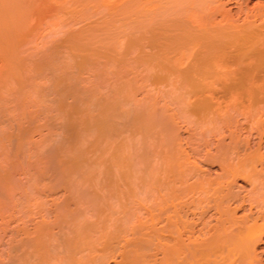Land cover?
Listing matches in <instances>:
<instances>
[{
  "label": "bare ground",
  "instance_id": "bare-ground-1",
  "mask_svg": "<svg viewBox=\"0 0 264 264\" xmlns=\"http://www.w3.org/2000/svg\"><path fill=\"white\" fill-rule=\"evenodd\" d=\"M232 1L0 0V190L4 192L0 194V219L7 216L13 223L20 217L22 221L23 238L19 237V243L10 248L17 257L15 264H46L47 258L55 264H103L118 251L127 264H264V120H260L264 113V10L236 19L226 9ZM137 81L168 84L173 87H168L172 93L180 91L181 97L194 99L189 101L185 96L188 102L185 97V103L180 101L181 107L185 106L182 114L196 117L195 124H205L207 130L190 133L188 140L185 137L191 153L180 144L184 142L177 134L180 128L176 131L175 116H166L168 109L166 115L164 108L157 111L152 102L156 95L148 86L146 91L153 97L142 94L148 100L142 98V103L150 105L138 103L136 92H144L146 85H127ZM69 82L73 88L75 82L80 83L78 88L84 90L75 96L78 100L87 97L86 102L75 101L81 107L74 102L72 109L67 106L68 97L76 100L73 92L78 91L72 88L73 94L68 93L72 90L67 87ZM49 95L53 96L51 101ZM46 101L52 103L48 112L54 113L59 130L61 122H56L67 119L63 125H68L61 127H68L71 134L75 128L71 114L79 116L81 123L75 130L81 145L77 147L86 152L88 146L86 153L92 157L77 149L74 152L71 147V162L66 168L62 157L56 156L66 171V175L61 174L66 180L59 182L73 181L71 185L67 183V187L72 186L68 200L63 206H59L63 202L59 207L53 205V224L41 219L44 224L32 222L34 230L30 231L29 215H35V209L29 212L28 206L34 202L22 206L31 203L33 194L42 196L38 174L45 179L50 176V167L43 171L44 164L38 165L41 157L37 152L34 155L37 148L32 140L44 128L50 129L46 128L47 119H43L47 115L35 119ZM126 103L137 109L127 111ZM258 125L262 130H255L257 139L251 129H258ZM251 134L256 136V144ZM216 135L220 140L215 137L217 146V141L210 138ZM137 136L144 144L139 139L137 142ZM212 142L214 154L209 151ZM36 145L40 148V143ZM24 155L39 160L33 164V157L23 166L20 157ZM190 157L212 165L216 160L220 176L215 180L211 176L204 178L203 166ZM87 163L90 177H82ZM20 173L26 184L22 191L19 187L22 193L18 194L12 185ZM77 175L81 180H90L80 181ZM238 180L251 183L250 193L241 195L242 190H236ZM87 182L98 193L96 200L94 196L80 202L82 193L77 187ZM87 186L86 190H90ZM46 188L52 193L50 186ZM72 203L80 211L78 217L77 213L72 217ZM51 206L44 212L48 213ZM241 211L245 212L238 217ZM93 213L98 215L96 220ZM52 227L60 235L66 230L67 237L57 238Z\"/></svg>",
  "mask_w": 264,
  "mask_h": 264
},
{
  "label": "rangeland",
  "instance_id": "rangeland-1",
  "mask_svg": "<svg viewBox=\"0 0 264 264\" xmlns=\"http://www.w3.org/2000/svg\"><path fill=\"white\" fill-rule=\"evenodd\" d=\"M238 1H239V2H238ZM241 5H242V6H241ZM246 5H247V6H246ZM262 5H264V0H233L232 3L226 5V6H227L226 9H230L232 15L237 19L238 17L245 18L246 15H250V14L252 15V14L258 12L259 9H261V10L263 11V10H264V6H262ZM255 7H256V8H255ZM240 8H241V9H240ZM247 8H248V9H247ZM238 10H239V11H238ZM241 10H242V11H241ZM243 10H244V11H243ZM241 12H242V13H241ZM244 12H246V13H244ZM237 13H238V14H237ZM249 13H250V14H249ZM244 14H245V15H244ZM67 83H68V82H67ZM71 83H72L71 85H74V82H71ZM77 83H78V82H75V85H74L76 89L73 88V86H72V87L70 86V82H69V85L67 84V85H68L67 87H69V88L71 87V89H72V88L75 89V90L78 89V91L73 92L74 94L71 92V91H74V90H73V89H72V90L69 89L68 93L71 92V93L74 95V97L76 96V93L78 94V93H79V90H81V89L78 88V86L81 88L80 83H78V84H79L78 86H77ZM152 83H153V82H152ZM152 83H151V82H143V83H142V82H138V81H137V83L135 82V84H134V82H129V84H127V85L130 86V87L132 86L133 88H134V86H135V87H136V86L140 87V86L143 85V87H145V85H146V88L143 89V90H145L144 92H142V90H141L140 92H142V93H139V92L137 93V92H136L137 96H136V94H135V96L137 97V100L140 101V102H138V103H142L143 100L146 99V97H149V98H150V96H149V95H151L150 92H151V93L153 92V94L156 95V97H153V96L151 95V97H153V98L156 100V101H155L153 98H151V99H153V100L156 102V103H155L154 101H152V102L154 103V106H156L157 111H158V109H159V110H160V109L162 110V108H164V112H165V109H168V110H166V112H168L167 115H166V112H165V115H166V116H172V115L175 116L174 119H173V116H172V118L170 117L171 119L176 120V122H177V126H176V122L172 120L174 126L177 127V129H176V127H174V130L176 129V131H177V130H179V128H180L181 131L179 130V132H178L177 134H178L179 137L181 138V139L179 138V139L181 140L180 142H184V143H180V144H181V145L183 144V146H184L183 148L186 149V151L188 152L189 146L187 147V145H188V144H187V140H188V138H189V136H190V133L193 134V132H194V134H195V133H197L198 131H199V133H200V131H201V130H204V129L207 127V125L203 124V125H204V126H203L202 123H201V124H199V125H201V126H197L198 124H195V123L198 122V121H196V119H197L196 117L192 116L191 114H189V115H191V116H187L188 113H187V114H182V113H185V111H183V110H185V109H183V107L185 108V106L181 107V105H182V103H185V102H184V100H185L184 97L187 96V95H184V97H181V96H183V93L180 92V91H179L180 94L182 93L181 96L179 95V92L176 93L175 91H174V92H175L177 95H174L175 93H172L173 91H170L171 89H169L170 87L173 88L171 85L164 84V83H158V84H157V83H153V84H152ZM81 84H82V83H81ZM147 84H148V85H147ZM160 84H161V85L163 84V85L160 86ZM218 84H219V83H218ZM155 85H156V86H155ZM157 85H159L160 87H158ZM165 85H166V87H165ZM64 86H66V84H65ZM76 86H77V87H76ZM82 86H83V85H82ZM87 86H88V85H87ZM147 86H148V89H150V90H149L150 92H148V93H147V91H146ZM215 86H216V85H215ZM138 87H137V90H140ZM155 87H156V88H155ZM168 87H169V88H168ZM160 88H161V89H160ZM66 89H67V88H66ZM148 89H147V90H148ZM155 89H156V91H155ZM162 89H165V90L163 91ZM82 90H83V89H82ZM82 90H81V91H82ZM135 90H136V89H135ZM161 90H162V91H161ZM166 90H167L168 96H169L170 93H172V94H170L169 97L166 96V95H167ZM168 90H169L170 93L168 92ZM172 90H173V89H172ZM83 91H84V90H83ZM83 91H82V92H83ZM157 91H158V93H157ZM154 92H155V93H154ZM164 92H165V93H164ZM145 93H147L148 96L144 97V96L146 95ZM159 93H160V95H159ZM142 94H145V95L142 96ZM78 95H79V94H78ZM161 95H162V96H161ZM178 95H179V96H178ZM135 96H134V98H133L134 101H136V100H135V99H136ZM159 96L161 97L162 100L159 98ZM176 96H177L178 98H177ZM49 97H50V99H49ZM49 97H48V99L51 101V97H53V96L49 95ZM163 97H164V98H163ZM172 97H173V98H172ZM179 97H181L183 100L179 99ZM187 97H189V101H191V100L193 101V100H194V99L191 98V96H187ZM86 98H87V97H86ZM86 98H84V99L87 101ZM142 98H143V100H142ZM165 98H166V99H165ZM170 98H171V99H170ZM185 98H186V97H185ZM71 99L74 100L73 98H69V97H68L67 100L70 101ZM75 99H76V100H74V101L71 100L70 102L66 100V102H67V104H68V105H67V104H66V105L72 109L71 105L74 106V103H75L76 106H80V107H81V104H80V105H77V103L79 104L78 101H80V103H82V102H86V101L83 99V97H81V99H80V97H79L80 100H78V97H77V98L75 97ZM158 99H160V100H158ZM186 99H187V98H186ZM141 100H142V101H141ZM146 100H147V99H146ZM146 100H145V102H148V100H147V101H146ZM164 100H165V103L167 104V106H166V104L164 103ZM47 101H48V100H47ZM47 101H46V103H48V104L45 103V105H43L44 107L46 106V108H44V107H40V109H42V111H45V109H46L45 113H46V112H47V113H46L45 115H43L44 113L41 111L40 114H35V115H37V116H35V119H37V117L42 118V117H40L41 114H42L43 117H45V116L47 115V117H45V118H43V119H45V120L47 119V120H46L47 123L44 121L45 124H48L47 127H46V126H45V127H46V128H50V129L45 130V128H44V131L41 130V135H40V136H42V138H41L42 140H43V137H44V138L46 137V140H43V141H40V142H39V140H41V139H39V137H40V136H39V133H38V134L36 133L35 135H33L34 139H32V140H33V145L35 144V145H34V148H37L39 151H41V152H39L37 149H35L36 151L34 152V155H35V153L37 152V153L39 154V158L41 157V160H42V161L45 159L43 162H41V160H40V162H38V165L41 167V166H43V164H44V166H43L42 168L44 169V167H45V169H44L43 171L47 170L48 167H50V170L48 169V170L50 171V172L48 171V173H50V176H49L48 173H46V174H48V176L45 174V175L47 176V179H45V177H44V178H43V177H40V175L38 174V176H39L38 179L41 178L40 180H41L42 182H43V179H44V182H43L44 184H43L42 182H41V183L39 182V184H40V185H39V186H40V187H39V189H40L39 191L41 192L42 196L39 195V194H37V195H36V194H33V197H32L33 200L30 201L31 203H27V204H25V206H22V207L24 208V207H26V206H28V205H30V204H32V203L34 202V203L31 205V207L28 206V210H29V212H31V211L33 212V211H34L33 209H35L34 214H35L36 216H35V215H32V216L29 215V218H30V219L32 218L31 223H32V222L34 223V222L36 221V222L34 223V225H36V224L39 225V223L44 224V223L42 222L43 220H45V221H44V222H46L45 224H50V225H51V223L53 224V221H51V220H55V217H56V216H55V215H56V210H55L54 206L56 207V206H58V205H59L60 203H62V202H63V203L60 204L59 206H63V204H65V202H67V200H68V197H67V196H69V194H70V193H69V190H70V188L72 187V186L70 187V185H71V183L73 182V181H71V183L68 182V181L65 182V183H64V182H61V181H65V180H66V177H65V178L63 177V176H64L63 174H65L66 171H65V170H62V168L66 167L67 163L70 164L71 159L69 158V156H72V154H71V155H69V154L71 153L72 148H73V151L75 150L74 152H76V151L78 150L77 152L81 153V152L83 151V150H82V151H81V150L79 151V149L81 148V146H80V147H77V146L81 145V143H80L81 140H78V139H80L81 137L78 136V133H77V131H76L77 128H78L76 125L80 122V121H79V116H77V114H76V115H75L76 117H75L74 115L71 114V116H72V120L75 119V120H74L75 122L72 123V125L75 124V125H73L75 128H74V130H71L72 132H73V131H74V132L76 131V133L73 132L74 135L72 134L71 131H70L71 134H69V133L67 132V131H69V130H67L68 127L66 128V130H65V129H62L64 126L68 125V123H67L66 125H63V123H65L67 119H65L64 122H63V119H61L62 121L60 120V121H57V122H56L57 124L61 122V123L59 124V125H60L59 127L61 128L60 130H63L62 133H61V132L58 133L57 131H60V130L58 129V126H55L56 124H54V123H55L54 121L56 120V117H54V116H55L54 113H53V115H52V113L50 114V113L48 112V111L51 110L50 107L52 106V103L47 102ZM75 101H76L77 103H76ZM128 101H129V100H128ZM158 101H159V103H158ZM177 101H178V102H177ZM180 101H181V102L183 101V102L181 103ZM185 101H186V103H187V102H188V99L185 100ZM66 102H65V103H66ZM68 102H69V103L72 102V103L69 104ZM73 102H74V103H73ZM131 102H132V100L130 101V103H131ZM170 102H171V103H170ZM176 102H177V103H181V104L179 105V104H177ZM132 103H133V102H132ZM150 103H151V101H150ZM168 103H170V104H168ZM172 103H173V104H172ZM174 103H175V104H174ZM134 104H136V102H135ZM145 104H146V105H147V104L150 105L149 103H145ZM145 104L142 103V105H145ZM137 105H138V104H137ZM151 105H153V104H151ZM163 105H164V106H163ZM185 105H186V104H185ZM125 106H128V107H129V108H127V111H128L129 109H137L136 106H134V107H135V108H134V107L132 106V104H130L131 108H130L129 105H127V103H126ZM125 106H124V107H125ZM172 106H173V107H172ZM174 106H175V108H174ZM48 107H49V109H48ZM68 107H67V109H68ZM82 107H83V106H82ZM132 107H133V108H132ZM138 107H140V104L138 105ZM157 107H159V108H157ZM165 107H166V108H165ZM171 107H172V108H171ZM179 107H181L180 109H182V110H181L182 112L179 111V110H180ZM43 108H44V109H43ZM52 108H53V107H52ZM140 108H142V106H141ZM47 109H48V110H47ZM175 109H176V111H174ZM124 110H126V107H125ZM161 110H160V111H161ZM171 110H172V111H171ZM39 111H40V110H39ZM178 111L181 113V114L179 113V115L185 117L184 119H188V120H189V123H188V121L183 120V117H182L181 120H180L181 122L179 121V117H181V116L178 115ZM50 112H51V111H50ZM52 112H53V111H52ZM79 112H80V111H79ZM175 112H176V115L174 114ZM187 112H188V108H187ZM48 113H49V114H48ZM171 113H172V114H171ZM189 113H190V112H189ZM168 114H169V115H168ZM39 115H40V116H39ZM184 115H185V116H184ZM263 115H264V113L261 115L260 120H264ZM52 116H53L54 118H53ZM64 116H66L65 118L68 117L66 114H65ZM73 116H74V117H73ZM178 116H179V117H178ZM177 117H178V118H177ZM192 117H193V119H192ZM50 118H51V119H50ZM77 118H78V121H76ZM175 118H177V119H175ZM189 118H190V119H189ZM261 118H262V119H261ZM43 119H42V120H43ZM54 119H55V120H54ZM48 120H50V121H48ZM51 120H52V121H51ZM182 120H183V122L185 121V124L188 123V126L185 125V124H182V123H183ZM190 120H191V121H190ZM194 121H196V122H194ZM239 121L241 122L242 120H239ZM51 122H52V123H51ZM193 122H194V125H192ZM80 123H81V122H80ZM178 123H179V125H178ZM191 123H192V124H191ZM49 124H51V125H49ZM52 124H53V125H52ZM189 124H190V125H189ZM43 125H44V124H43ZM62 125H63V127H61ZM78 125H79V124H78ZM184 125H185V126H184ZM255 125H256V124H255ZM255 125H254V126H255ZM51 126H52V127H51ZM53 126H54L55 128L57 127V128H56L57 131L54 129ZM178 126H179V127H178ZM193 126L195 127L194 131H193V129H192ZM205 126H206V127H205ZM208 126H209V125H208ZM248 126H249V125H248ZM254 126H253V128H254ZM190 127H191V128H190ZM198 127H203V128L200 129V128H198ZM64 128H65V127H64ZM196 128H197V131L195 132ZM255 128H256V129H255ZM255 128H254V129H251V130H253V131H252V134L257 133V134H254V135H257V139H258V138H259V136H258V132H259V131L261 132L262 129L259 128V125H258V129H257V126H256ZM75 129H76V130H75ZM185 129H186V130H185ZM190 129H191V130H190ZM198 129H199V130H198ZM259 129H260V130H259ZM50 130H52V131L50 132ZM184 130H185V131H184ZM205 130H207V128H206ZM255 130H257V131L259 130V131L257 132V131H255ZM42 131H43V133H42ZM189 131H190V132H189ZM254 131H255V132H254ZM44 132H45V133H44ZM48 132H49V133H48ZM56 132L58 133V136H59V137L57 136V133H56ZM64 132H65V133H64ZM182 132H183V133H182ZM253 132H254V133H253ZM67 133L69 134V137L71 136V138L68 139V140H66L67 138H69ZM42 134H43V135H42ZM52 134H53V135H52ZM65 134H66L67 136H66ZM76 134H77V135H76ZM244 134H245V135H244ZM244 134H243V135H244V139H245V138L247 137V136H246L247 134H246V133H244ZM252 134H251V135H252ZM263 134H264V133H263ZM54 135H55V136H54ZM62 135H63V138L61 137ZM64 135H65V136H64ZM195 135H196V134H195ZM254 135H252V137H253L252 140L254 139L253 141L256 140V142H255V143H254L253 141H252V142H253L254 144H256V143H257V139H256V136L254 137ZM259 135H260V134H259ZM56 136H57V137H56ZM72 136H73L74 138H73ZM77 136H78L79 138H78ZM124 136L126 137L125 134H123V137H124ZM217 136H218V135H216V136H214V137H210L211 139L214 138V139H213L214 141L211 140L209 137H208L209 139L207 138V140H208V141L210 140V142H211V141L215 142V141L218 140ZM125 137H124V138H125ZM137 137H138L137 139H136V137H135V139L137 140V142H138V139H139V143L144 144V143H142V141H141L142 138L140 139L139 136H137ZM182 137H183V138H182ZM185 137H186L187 140L185 139ZM215 137L217 138V140L215 139ZM262 137H264V135H262ZM58 138H59V139H58ZM64 138H66V139H64ZM77 138H78V139H77ZM197 138H199V136H197ZM242 138H243V136H242ZM38 139H39V140H38ZM56 139H57V140H56ZM76 139H77V140H76ZM50 140H52V142H51ZM62 140H63V141H62ZM73 140H76L77 143H76V141H73ZM149 140H150V139H149ZM242 140H243V139H242ZM34 141H35V143H34ZM65 141H66V142L69 141V142L66 143ZM71 141H72V142H71ZM198 141H199V140H198ZM218 141H220V140H218ZM218 141H217V143H215L216 146H217V144H218ZM263 141H264V139H263ZM37 142H38V144L40 143L39 146H40V148L42 147L43 150H42V148H41V150H40V148H38V146L36 145ZM41 142H43V143H41ZM44 142H46V145H47V146L44 144ZM47 142H48V144H47ZM150 142H151V141H148V142H146V143H147L148 145H150ZM152 142H153V141H152ZM200 142H201V141H199L198 144H200ZM213 142H212V143H213ZM226 142L229 143V140L227 139ZM51 143H52V144H51ZM53 143H56V144H53ZM146 143H145V144H146ZM185 143H186L187 145H185ZM253 143H252V144H253ZM41 144H42V145H41ZM58 144H60L61 146L59 147ZM67 144H68V145H67ZM48 145H49L50 147H49ZM65 145L68 146V150H69V151H68V150H65V149H67V146H65ZM138 145H140V144H138ZM152 145H153V144H152ZM209 145L211 146L210 143H209ZM209 145H208V146H209ZM36 146H37V147H36ZM43 146H44V147H43ZM52 146H53V147H52ZM55 146H56V147H55ZM201 146L203 147V145L200 144V147H201ZM208 146H207V147H208ZM210 146H209L208 148H210ZM46 147H47V148H46ZM48 147H49V149H48ZM61 147H62V148H61ZM71 147H72V148H71ZM82 147H83V146H82ZM185 147H186V148H185ZM207 147L204 146L205 149H207ZM213 147H215V146H214V143H213V145H212V148L209 150L210 152L215 151V148H213ZM51 148H52L53 150H52ZM55 148H56V152H57V150H58L57 155L55 154V153H56V152H55ZM59 148H60V152H59ZM78 148H79V149H78ZM187 148H188V149H187ZM204 148H203V150H205ZM252 148H253V150H252L251 152L254 151V145H253ZM44 149H45V150H44ZM61 149H62V152H61ZM76 149H77V150H76ZM82 149H83V148H82ZM199 149H201V151H203L202 148H199ZM216 149H217V148H216ZM51 150H52V151H51ZM85 150L89 151L90 149H89L88 146H87V147L85 148ZM48 151H49V153H48ZM87 151H86V152H87ZM205 151H206V150H205ZM207 151H208V150H207ZM69 152H70V153H69ZM84 152H85V151H83V154H87L86 152H85V153H84ZM189 152H190V149H189ZM215 152H216V151H215ZM215 152H213V154H214ZM43 153H45V156L42 155ZM190 153H191V152H190ZM190 153H189V156H192V154H190ZM203 153H204V152H203ZM249 153H250V152H249ZM38 154H37V155H38ZM60 154H61V155L64 154V155L61 156ZM67 154H68V155H67ZM90 154H91V153L89 152V154H87V155H88L87 157H92V155L89 156ZM26 155L29 156L28 152L26 153ZM26 155H24V157H27ZM56 156H57V159H60L58 156L62 157L61 160H64V162H66V164L64 165V163H62L63 161L60 162V160L55 159ZM24 157H23V156L20 157V160L24 162V164H23V162H22V165H23V166L27 163V161H29V159L32 160L34 156H33V157H32V156H31V157H27V158H28V159L26 158L27 160H26ZM37 157H38V156H37ZM37 157H36V158H37ZM52 157H53V158H52ZM63 157H64V158L67 157V158L64 159ZM21 158H23V159H21ZM39 158L35 159V157H34L35 160H33L32 163L35 164V163L39 160ZM43 158H44V159H43ZM46 158H47V159H46ZM48 158H49V160H48ZM83 158L85 159L86 157H83ZM150 158H151V157H150ZM190 158L193 159V160H191V161H197V163H199V165H200L201 161L199 160V158H197V160H196V158H195V159L192 158V157H190ZM90 159H91V158H90ZM200 159H201V158H200ZM36 160H37V161H36ZM86 160H88L89 163H90V160H89V159H86ZM203 160H204V159H203ZM48 161H49V162H48ZM53 161H54L55 163H57V165H56V164L54 165ZM198 161H200V162H198ZM205 161H206V160H205ZM205 161H203V162H205ZM211 161H212V160H211ZM213 161H214V160H213ZM47 162H48V163H47ZM50 162H51V163H50ZM58 162H59V163H62V164L64 165V167H63L62 164H61L62 166H60V165L58 164ZM203 162L201 163V166H203V167H201V168H203V169H202V173H205V174H206V175L203 174V175H205L204 178H207V177L211 176V177H209V178H210V179H214L216 176H220V173H221V172H219V171H220V170H219V164L217 165L218 162L215 163L216 160H215V162H213V165L211 164L210 161H206V164L203 163ZM207 162H210V163H207ZM89 163L85 164V166H84L85 168H84V167H83V168L86 169V167H87L88 165H90ZM214 163H215V166H214ZM27 164H28V163H27ZM27 164H26V165H27ZM50 164H52V165H50ZM208 164H209V165H208ZM210 164H211V165H210ZM46 165H47V166H46ZM48 165H50V166H48ZM39 166H38V168H39ZM53 166H54V167H53ZM56 166H58V167L60 166V167H59V168L57 167L58 169H57L56 172H55ZM69 166H71V165H69ZM46 167H47V168H46ZM67 167H68V165H67ZM67 167H66V168H67ZM52 168L54 169V172H55V173H51ZM83 168H82V169H83ZM59 169H60V170H59ZM64 169H65V168H64ZM68 169H70V168H68ZM68 169H67V170H68ZM84 169H83V170H84ZM87 169L90 170V169H89V166H88ZM87 169L85 170V172H82V171H83V170H82V171H81V174H80V173H79V174H80V175H83L82 177H85V175H86V176L89 175L91 172H87ZM210 169H211V170H210ZM61 170H62V173H60ZM205 170H206V171H205ZM218 170H219V171H218ZM43 171H42V172H43ZM52 171H53V170H52ZM57 171H58L59 173H58ZM203 171H204V172H203ZM63 172H65V173H63ZM206 172H207V173H206ZM209 172H210V173H209ZM56 173H57V174H56ZM87 173H88V174H87ZM20 174H21L20 176H17V175H16L17 177H19V178L16 177L17 179L15 178V182H16V184H15V182H14V184H15L16 186H15V185H12V186H14V187H16V188L18 189V192H17L18 194H19V192H20L19 187H20V189H21V191H22V187H23V189H25V184H26V178H24L25 176H24L22 173H20ZM40 174H41V173H40ZM52 174H53V175L55 174L56 176H55V175H54V176H55L56 178H55V177L52 178V179H51V180H52V181H51L52 183H51V182H49V181H50V178L52 177V176H51ZM61 174H62L63 176H61ZM209 174H210V175H209ZM45 175H43V176H45ZM57 175H58V176H57ZM59 175H60V176H59ZM65 175H66V174H65ZM207 175H208V176H207ZM22 176H23V178H22ZM49 177H50V178H49ZM57 177H58V178H57ZM77 177H78V179H80V181H85L84 179H86V178H84L83 180H81L82 178H81V176L79 177V175H77ZM89 177H90V175H89ZM89 177H87V179H86L87 181L90 180ZM48 178H49V179H48ZM88 178H89V179H88ZM209 178H207V179H209ZM20 179H21V180H20ZM24 179H25V181H24ZM54 179H55V180H54ZM56 179H57V181H56ZM40 180H39V181H40ZM48 180H49V181H48ZM59 180H61V181L59 182ZM67 180H69V179H67ZM71 180H73V178H72ZM74 180H75V179H74ZM214 180H215V179H214ZM22 181H23V183H24V182H25V183H24V184L21 183ZM12 182H13V181H12ZM45 182H46V183H45ZM56 182H58V183H56ZM90 182H91V181H90ZM90 182H87V185H88V186H87V185H85V186L83 185V186H84V187H83V186L78 185L79 187H77V188H80V191H79V192L82 193V194H81V195H82V196H81V200L79 199L80 202L82 201L83 198H84V202H85L86 200H89V199L91 200V198L93 199L94 196H95V199H93V200H96V195H95V194H96L97 192H93V191H92V188H90V185H89V184H91ZM17 183H18V184H17ZM50 183H51V184H50ZM62 183H63V185L65 184V185H64L65 187L62 185ZM67 183H70V185H69L68 187H67V185H68ZM74 183H75V182H74ZM85 183H86V182H85ZM88 183H89V184H88ZM238 183H239V184H238ZM42 184H43V185H42ZM45 184H46V185H45ZM56 184H57V185H56ZM58 184H59V185H58ZM72 184H73V183H72ZM79 184H81V182H80ZM237 184H238V185L236 186V190H240V189H241V190H242L241 195H246V194L250 193L249 191H251V188H252V187H251L252 185H250L251 183H249V182L247 183V181L244 182L243 180H238ZM246 184H247V185H246ZM17 185H18V186H17ZM20 185H23V186H20ZM51 185H52V186H51ZM55 185H56L58 188H54ZM91 185H92V184H91ZM41 186H43V187H45V188L42 189ZM46 186H50V188H52V193H51V192L49 193L50 189H49V187H47V188L49 189V191H48V189L46 188ZM56 186H55V187H56ZM73 186H75V185H73ZM86 186L89 187L90 190H91L92 192H90V190H86V189H87ZM61 187H62V188H61ZM63 187L66 189V193H65V191H64L65 189H64ZM66 187H67V188H66ZM75 187H76V186H75ZM82 187H83V188H82ZM84 188H85V189H84ZM89 188H88V189H89ZM237 188H238V189H237ZM239 188H240V189H239ZM244 188H245V189H244ZM45 189H47V192H46ZM73 189H74V187H73ZM44 190H45V191H44ZM93 190H94V189H93ZM241 190H240V191H241ZM244 190H245V191H244ZM0 191H1V190H0ZM42 191H44V193H43ZM84 191H86V192H84ZM45 192H46V195H47V196L45 195ZM83 192H84V193H83ZM88 192H90V194H89ZM245 192H246V193H245ZM2 193H4V192L1 191L0 194H2ZM17 193H16V194H17ZM20 193H22V192H20ZM47 193H48L49 195H48ZM60 193H61V194H60ZM67 193H69V194H67ZM93 193H94V195H93ZM242 193H243V194H242ZM18 194H17V197H18ZM43 194H44V195H43ZM88 194H89V195H88ZM97 194H98V193H97ZM3 195H4V194H3ZM54 195H55V196H54ZM84 195H85V196H84ZM90 195H91V197H90ZM99 195H100V194H99ZM44 196H45V197H44ZM48 196H49V197H48ZM56 196H57V197H56ZM51 197H52L53 199H52ZM87 197H88V199H87ZM100 197L102 198L101 195L99 196V198H100ZM18 198H19V197H18ZM49 198H50V199H49ZM55 198H56V199H55ZM1 199H2V196H1ZM34 199H36V200H34ZM53 200H54V201H53ZM55 200H56L57 202H56ZM64 200H65V202H64ZM49 201H50V202H49ZM39 202H41V203H39ZM53 202H54V203H53ZM56 203H57V204H56ZM23 204H24V202H23ZM38 204H39L40 206H39ZM54 204H55V205H54ZM34 205L37 206V207H35ZM41 205H43V206H41ZM51 205H52V206H51ZM53 205H54V206H53ZM45 206H47V207H45ZM50 206H51V209H52V210L50 209L49 212L47 213L46 211H48V209L50 208ZM59 206H58V207H59ZM29 207L32 208V209H29ZM39 207H40V208H39ZM42 207H44V209H43ZM52 207H53V208H52ZM233 207H234V206H233ZM10 208H11V207H10ZM10 208H9V209H10ZM247 208H248V206H247ZM247 208L245 207L246 210H247ZM26 209H27V208H26ZM41 209H42V210H41ZM73 209H74V210H73ZM97 209H98V208H97ZM11 210H12V209H11ZM30 210H31V211H30ZM44 210H46V211H45L46 213L44 212ZM54 210H55V211H54ZM70 210L73 212V213H72V214H73L72 217H76V216L78 217V216L80 215V214H79L80 211H79V213L77 212L74 203L71 204V208H70ZM23 211H26V210H23ZM74 211H75V212H74ZM26 212H27V211H26ZM39 212H40V213H39ZM41 212H43V213H41ZM244 212H245V211H241V212H240V215H239L238 217L242 216V213L244 214ZM75 213H77L78 215L76 214V216H75ZM211 213H213V212H211ZM211 213H210V214H211ZM7 214L9 215V212L6 213L5 215H7ZM30 214H31V213H30ZM32 214H33V213H32ZM44 214H45V215H44ZM47 214L50 215V216H48ZM93 214H94V213H93ZM0 215H1V213H0ZM95 215H97V214H94V217H93L94 220H96V216H95ZM17 216H18V214H17ZM30 216H31V217H30ZM40 216H41V217H40ZM97 216H98V215H97ZM4 217H5V218H4ZM36 217H37V218H36ZM38 217H39L40 219H39ZM19 218H20V217H17V220L14 219L13 223H12L11 220H9V218H8L7 216H3V218L0 219V220H1V221H0V229H1V230H0V237H1V238H0V264H15V262H16V258H17V257H16V254H15L14 252H11V249H10V248H11V247H15V246L19 243L20 239L22 240V238H23V237H22V236H23V235H22L23 233L21 234L22 231H20V230L22 229L23 225L21 224L22 221L18 220ZM29 218H28V219H29ZM46 218H47V220H46ZM28 219H26V220H28ZM38 219H39V220H38ZM41 219H42V221H40ZM49 219H50V220H49ZM48 220H49V221H48ZM90 220H92V218H91ZM94 220H92V222H93ZM18 221H19V222H18ZM29 221H30V220H29ZM4 222H6V223H4ZM38 222H39V223H38ZM50 222H51V223H50ZM2 223H3V224H2ZM31 223H29V226H27V228H28L30 231H33V230H34V228H33L34 225H33V223H32V224H31ZM6 224H7V225H6ZM13 225H15V226H13ZM11 226H12L13 229L11 228ZM31 226H33V227L31 228ZM14 227H15V228H14ZM8 228H9V229H8ZM30 228H31V229H30ZM2 229H3V231H2ZM5 229H8L9 231L7 232V230L5 231ZM11 229H12V230H11ZM52 229H53V233L55 232V234H58V230H55V229H57V228H55V227L53 228V227H52ZM10 230H11V231H10ZM15 230H17V231H15ZM4 231H5V232H4ZM67 231H68V230H67ZM2 232H3V233H2ZM6 232H7V233H6ZM19 232H20V233H19ZM65 232H66V230H64L63 234H61L62 236H64V238L67 237V236L65 235ZM8 233H9V234L11 233V234L9 235ZM66 233H67V232H66ZM3 234H4V236H6V237H4ZM17 234H18V236H17ZM55 234H54V235H55ZM61 235L58 234L56 237L58 238V237H60ZM2 236H3V237H2ZM9 236H10V237H9ZM11 236H13V237H11ZM14 236H15V237H14ZM16 236H17V237H16ZM62 236H61V237H62ZM8 237H9V238H8ZM19 237H20V239H19ZM7 238H8V239H7ZM62 238H63V237H62ZM11 242H12V243H11ZM9 243H10V244H9ZM8 244H9V245H8ZM10 245H11V246H10ZM6 247H7V248H6ZM9 250H10V253H9ZM18 251H19V250H18ZM118 253H120V252L118 251V252H117L116 254H114L112 257L106 259V261H105L103 264H119V261H120V260H121V261H120L121 264H127V262L125 261V259H123L122 254H121V253L118 254ZM12 254H13V255H12ZM17 254L20 255V251H19ZM116 255H117V256H116ZM159 257H160V256H159ZM114 258H116L117 260L114 259ZM121 258H122V259H121ZM124 258H125V256H124ZM10 259H12V260H10ZM36 259H37V258H35V261L38 262V260H36ZM47 259H48V260H46V264H47V261H48V262L50 261L49 258H47ZM110 259H111V261H110ZM17 260H18V259H17ZM32 260H33V262H34V259H32ZM107 260H108L109 263L107 262ZM9 261H10V262H9ZM122 261H123V262H122ZM1 262H2V263H1ZM33 262H32V263H33ZM124 262H125V263H124ZM34 263H35V262H34ZM48 264H55V263L50 261ZM56 264H57V263H56Z\"/></svg>",
  "mask_w": 264,
  "mask_h": 264
}]
</instances>
